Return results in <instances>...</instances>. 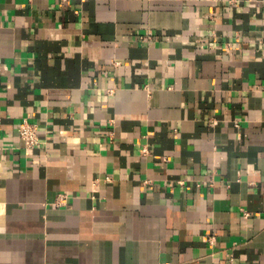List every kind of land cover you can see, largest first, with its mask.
Instances as JSON below:
<instances>
[{"label":"crops","instance_id":"1","mask_svg":"<svg viewBox=\"0 0 264 264\" xmlns=\"http://www.w3.org/2000/svg\"><path fill=\"white\" fill-rule=\"evenodd\" d=\"M166 263L264 264V0H0V264Z\"/></svg>","mask_w":264,"mask_h":264},{"label":"built area","instance_id":"2","mask_svg":"<svg viewBox=\"0 0 264 264\" xmlns=\"http://www.w3.org/2000/svg\"><path fill=\"white\" fill-rule=\"evenodd\" d=\"M19 135L25 141L27 146H33L40 143L38 124L24 119L19 125ZM167 264V263H166Z\"/></svg>","mask_w":264,"mask_h":264}]
</instances>
